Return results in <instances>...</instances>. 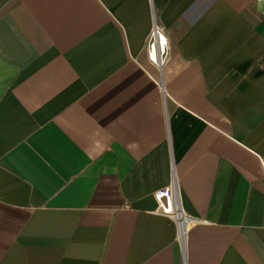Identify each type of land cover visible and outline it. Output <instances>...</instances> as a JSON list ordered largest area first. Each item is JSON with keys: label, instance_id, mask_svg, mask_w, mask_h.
I'll return each instance as SVG.
<instances>
[{"label": "crops", "instance_id": "1", "mask_svg": "<svg viewBox=\"0 0 264 264\" xmlns=\"http://www.w3.org/2000/svg\"><path fill=\"white\" fill-rule=\"evenodd\" d=\"M0 264H264V0H0Z\"/></svg>", "mask_w": 264, "mask_h": 264}, {"label": "built area", "instance_id": "2", "mask_svg": "<svg viewBox=\"0 0 264 264\" xmlns=\"http://www.w3.org/2000/svg\"><path fill=\"white\" fill-rule=\"evenodd\" d=\"M146 51L149 61L162 69L168 60L169 42L163 27L156 22L147 40ZM154 197L158 204V213L173 219L178 226V238L185 240L189 226L196 219L187 215L182 208L176 178L173 177L168 186L157 190Z\"/></svg>", "mask_w": 264, "mask_h": 264}, {"label": "rangeland", "instance_id": "3", "mask_svg": "<svg viewBox=\"0 0 264 264\" xmlns=\"http://www.w3.org/2000/svg\"><path fill=\"white\" fill-rule=\"evenodd\" d=\"M167 63V62H166Z\"/></svg>", "mask_w": 264, "mask_h": 264}]
</instances>
